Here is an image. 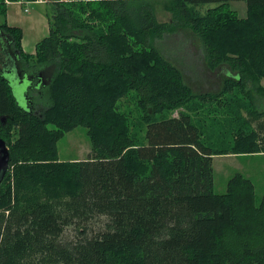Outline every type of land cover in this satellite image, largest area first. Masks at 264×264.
<instances>
[{
    "label": "trees",
    "instance_id": "trees-1",
    "mask_svg": "<svg viewBox=\"0 0 264 264\" xmlns=\"http://www.w3.org/2000/svg\"><path fill=\"white\" fill-rule=\"evenodd\" d=\"M9 1L19 0H0V31L21 51L22 68L35 82L46 65L55 73L42 82L46 103L28 111L0 70V136L10 151L0 264H264V195L257 205L242 172L214 191L215 155L264 152L254 95L264 96V0H244L243 17L234 0H165L168 21L156 0H51L35 52L8 23ZM179 28L201 41L211 69L228 67L218 92L196 93L154 45ZM125 97L140 111L139 130L118 109ZM235 99L233 115L226 107ZM214 101L224 103L219 115L200 117L195 103ZM79 125L89 157L58 162V141ZM225 130L233 139L219 148L213 134ZM96 217L103 224L89 231ZM70 225L74 238L64 236Z\"/></svg>",
    "mask_w": 264,
    "mask_h": 264
},
{
    "label": "rangeland",
    "instance_id": "rangeland-1",
    "mask_svg": "<svg viewBox=\"0 0 264 264\" xmlns=\"http://www.w3.org/2000/svg\"><path fill=\"white\" fill-rule=\"evenodd\" d=\"M14 2V1H9ZM22 6H20V5ZM8 4V10L11 14H15L17 25L24 27L22 47L26 52H35V47L38 41L45 37L49 32V25L47 21L46 12L51 8V3H28L29 12L23 10V4L21 3ZM25 5V4H24ZM156 8V14L160 21H168L171 19V12L166 9L165 0H156L154 2ZM230 7L235 9L238 14L243 17L247 12V4L244 0H234L230 3ZM205 8V7H203ZM154 45L158 47L162 53L173 63H175L183 72L187 83L195 90L196 93L202 92H218L221 90V85L225 75H230L227 66H220L216 69H211L205 60L204 49L201 41L189 30L185 28H179L173 33H166L164 38L156 39ZM1 67V66H0ZM227 70V71H226ZM55 73V65L49 64L39 69L40 77L43 82L49 83L52 75ZM8 79L10 85L13 88L14 95L19 105L25 107L28 111L32 108L40 107L48 100L45 93L42 91V83L31 82V75L26 74V80L21 78V74L11 77V75L3 74ZM24 80V82H23ZM264 84V79L262 80ZM33 92L34 97L29 98V91ZM233 97H239L241 105L243 104V96L236 91ZM255 104L258 107L264 109V96L259 93H254ZM231 98L228 95L227 98ZM228 100L227 111L235 115V111L238 109L239 101ZM220 101L207 102L205 105L200 106L195 103V107H198L200 117L207 119L208 115H219L223 108H216L215 105H223ZM213 105V106H211ZM118 109L127 116L130 129L132 131L139 130V120L141 119L140 111L137 108L135 100L132 97H125L118 103ZM185 110L184 107H180L177 110H173L170 114L177 116L179 111ZM36 112H41L37 110ZM242 113L246 114V111L242 107ZM256 124V123H254ZM54 127L53 125H49ZM208 129L205 128V131ZM214 132V131H213ZM225 132H227L225 130ZM228 132H232L229 127ZM216 131L213 134L214 138L218 140L219 148H223L226 145V140H232L231 134ZM143 132L140 130L139 136L143 137ZM264 135V133H263ZM58 162L67 160H83L87 159L92 151L91 140L88 133V128L84 125H79L74 129L65 133V135L58 141ZM215 179H214V191L217 193H224L227 190V183L229 178L236 172H242L246 176L252 179L255 184V201L259 205L264 195V152L259 153H226L215 155ZM230 174V176H228ZM228 176V177H227ZM105 217H96L89 223V228L93 231L103 224ZM77 226L70 225L66 228L64 234L67 238H74L77 234Z\"/></svg>",
    "mask_w": 264,
    "mask_h": 264
},
{
    "label": "flooded vegetation",
    "instance_id": "flooded-vegetation-1",
    "mask_svg": "<svg viewBox=\"0 0 264 264\" xmlns=\"http://www.w3.org/2000/svg\"><path fill=\"white\" fill-rule=\"evenodd\" d=\"M22 57H21V51L14 46L13 40L11 36L4 31H0V70L5 75H11V77L16 76L17 71L19 70L21 73V77L26 80V74H29V72L25 71L24 68H22ZM18 68V69H17ZM15 78V77H14ZM23 80V82H24ZM31 82L34 83V79L31 76ZM42 83L41 77H39V80H37L36 83ZM35 83V84H36ZM4 124L6 123V119L2 120ZM5 182V175L2 177L0 175V187Z\"/></svg>",
    "mask_w": 264,
    "mask_h": 264
},
{
    "label": "water",
    "instance_id": "water-1",
    "mask_svg": "<svg viewBox=\"0 0 264 264\" xmlns=\"http://www.w3.org/2000/svg\"><path fill=\"white\" fill-rule=\"evenodd\" d=\"M17 73L21 74L19 70L17 71ZM2 120H5V118H2ZM9 163H10V151H9L8 142L0 136V175L2 177L6 174L9 167Z\"/></svg>",
    "mask_w": 264,
    "mask_h": 264
},
{
    "label": "crops",
    "instance_id": "crops-1",
    "mask_svg": "<svg viewBox=\"0 0 264 264\" xmlns=\"http://www.w3.org/2000/svg\"><path fill=\"white\" fill-rule=\"evenodd\" d=\"M13 3H17V4H18V3H20V2H19V1L8 2L9 5H10V4H13ZM9 5H8V6H9ZM18 5H20V4H18ZM20 6H22V5H20ZM26 6H27V5H24V4H23V10H24V11H25V7H26ZM25 12H26V11H25ZM28 12H29V11H28ZM14 15H15V14H11V13H10V10H8V14H7V20H8V23H9L10 25L18 26L17 23H15V22H17V21H16V19L14 18ZM47 21H48V20H47ZM20 27H22V26H20ZM48 28H49V27H48ZM23 30H24V27H23ZM24 33H25V31H24ZM215 157H216V156H214V168H215ZM228 176H230V174H229ZM228 176H227V177H228Z\"/></svg>",
    "mask_w": 264,
    "mask_h": 264
},
{
    "label": "built area",
    "instance_id": "built-area-1",
    "mask_svg": "<svg viewBox=\"0 0 264 264\" xmlns=\"http://www.w3.org/2000/svg\"><path fill=\"white\" fill-rule=\"evenodd\" d=\"M49 1H51V0H19V2L21 4H25V5L28 4V3H32V2L40 4V3H47ZM64 1H67V0H64ZM25 11L26 12L29 11V8L27 6L25 7Z\"/></svg>",
    "mask_w": 264,
    "mask_h": 264
},
{
    "label": "bare ground",
    "instance_id": "bare-ground-1",
    "mask_svg": "<svg viewBox=\"0 0 264 264\" xmlns=\"http://www.w3.org/2000/svg\"><path fill=\"white\" fill-rule=\"evenodd\" d=\"M231 92V91H230Z\"/></svg>",
    "mask_w": 264,
    "mask_h": 264
}]
</instances>
